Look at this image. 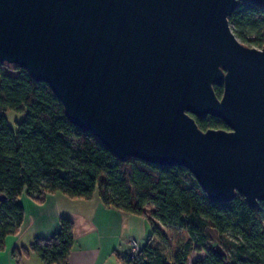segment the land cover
Instances as JSON below:
<instances>
[{
	"label": "water",
	"instance_id": "1",
	"mask_svg": "<svg viewBox=\"0 0 264 264\" xmlns=\"http://www.w3.org/2000/svg\"><path fill=\"white\" fill-rule=\"evenodd\" d=\"M242 1L264 6L0 0V62L49 83L69 119L121 160L184 166L211 200L240 193L255 206L264 201V45L232 29ZM193 114L228 128L204 130Z\"/></svg>",
	"mask_w": 264,
	"mask_h": 264
},
{
	"label": "trees",
	"instance_id": "2",
	"mask_svg": "<svg viewBox=\"0 0 264 264\" xmlns=\"http://www.w3.org/2000/svg\"><path fill=\"white\" fill-rule=\"evenodd\" d=\"M230 24L244 43L264 45V6L242 1ZM214 88L223 94V85ZM8 110L25 112L16 127L8 121ZM193 116L204 130L228 128L218 116ZM57 191L85 199L98 192L106 206L140 216L154 206L145 242L137 252L120 256L123 264H187L196 250L207 253L193 264H264V201L253 206L240 193L227 202L213 201L184 166L121 160L69 119L49 83L26 68L0 62V250L24 221L22 193L41 201ZM157 221L187 230L188 239L174 247ZM59 222L53 235L15 247L18 262L32 251L46 264H70L75 223L65 215ZM212 229L223 237L220 252L212 246Z\"/></svg>",
	"mask_w": 264,
	"mask_h": 264
},
{
	"label": "crops",
	"instance_id": "3",
	"mask_svg": "<svg viewBox=\"0 0 264 264\" xmlns=\"http://www.w3.org/2000/svg\"><path fill=\"white\" fill-rule=\"evenodd\" d=\"M19 200L25 211L24 221L16 234L6 238L5 247L0 250V264H46L32 251L22 255L18 262L19 256L12 251L15 247H28L37 237L56 233L63 215L75 223L70 264H116L114 259L125 245V238L136 235L132 232L134 227L127 224L129 219L133 223L134 214L106 206L98 192L90 199L48 192L41 201L24 192Z\"/></svg>",
	"mask_w": 264,
	"mask_h": 264
},
{
	"label": "rangeland",
	"instance_id": "4",
	"mask_svg": "<svg viewBox=\"0 0 264 264\" xmlns=\"http://www.w3.org/2000/svg\"><path fill=\"white\" fill-rule=\"evenodd\" d=\"M6 116L8 118L10 125L13 127H16V121L21 120L25 116V112H17L14 110H8L6 112ZM153 209H154L153 205H148L146 216H140V215L134 214L135 219L133 223L132 221H130V219L127 220V224L129 223L128 224L129 228L132 229V226H133L134 228L132 232H134L136 235L133 236V235L128 234L130 236L125 238L126 239L124 243L125 245H123V247L119 249V252L117 251V255L119 257L116 255L114 259L116 264H123L120 258V256L123 257V254L135 252L132 249V244L130 240L132 241L136 240L140 242V244L145 242L147 235L150 232V224H149V221L147 220V216L148 217L151 216ZM157 223L161 225V228L166 233L168 240L172 243L174 247H180L189 237L187 230L179 226L169 227V226L162 225L158 221ZM211 234H212V246L219 247L221 250L224 249L222 246L223 237L213 229L211 230ZM206 253L207 252L205 250L193 251L187 264H193V262L196 261L197 259L203 258L206 255Z\"/></svg>",
	"mask_w": 264,
	"mask_h": 264
},
{
	"label": "built area",
	"instance_id": "5",
	"mask_svg": "<svg viewBox=\"0 0 264 264\" xmlns=\"http://www.w3.org/2000/svg\"><path fill=\"white\" fill-rule=\"evenodd\" d=\"M131 244H132V249L137 252L140 249V242L134 240H130Z\"/></svg>",
	"mask_w": 264,
	"mask_h": 264
}]
</instances>
